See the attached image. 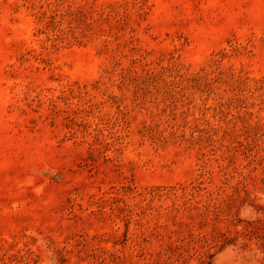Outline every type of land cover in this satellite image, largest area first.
<instances>
[{"label":"rangeland","instance_id":"1","mask_svg":"<svg viewBox=\"0 0 264 264\" xmlns=\"http://www.w3.org/2000/svg\"><path fill=\"white\" fill-rule=\"evenodd\" d=\"M0 264H264V0H0Z\"/></svg>","mask_w":264,"mask_h":264}]
</instances>
